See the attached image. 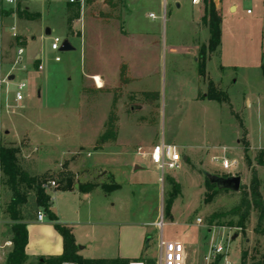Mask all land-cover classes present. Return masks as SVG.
I'll list each match as a JSON object with an SVG mask.
<instances>
[{
  "label": "rangeland",
  "instance_id": "obj_1",
  "mask_svg": "<svg viewBox=\"0 0 264 264\" xmlns=\"http://www.w3.org/2000/svg\"><path fill=\"white\" fill-rule=\"evenodd\" d=\"M175 1L86 0L84 5H80L69 4V0H26L16 12L8 16L17 19L22 28L23 35L18 38L17 47H14V50L18 47H28L32 42L31 37L35 36L36 44L30 52L34 54L43 49L42 62L45 69L41 74L46 79H50L51 86L56 84L65 86V77L70 75L74 81L72 86H75L78 76L82 72L79 52H60L57 55L61 57V62H55L56 53L50 49V38L59 36L65 40H82L86 17L102 23L103 33L106 37H115L125 29L124 18L130 9L134 14L133 19L137 18L141 21L137 23L138 27H149L151 32H154L158 37V44L161 45L160 55L157 60L155 58L160 75H156V78L151 80L150 86L153 89L159 85L162 88L163 85L168 87L169 79L166 74L170 65L168 47L171 45L183 47L184 54H189L191 47L196 45L192 27L190 29L187 24V9L184 6L183 10L177 11ZM228 1L222 10L220 64L230 67L227 69L225 78L230 80L232 85L226 92L218 82H212L213 91H209V87L207 91V94L220 95L222 93L223 97L227 98L226 103L205 109L203 111L206 117L205 121L196 116L194 107L176 108V105L168 99L160 111L156 108L153 110V113L147 118L148 125L139 126L137 124L138 119L144 116V113L131 114V123L129 122L131 132L137 131L136 133L147 138H161L166 135L172 138L176 137L185 143L193 142L192 145L197 148L195 158L191 163H186L183 160L175 170H167L164 175L160 171H147L138 175L126 171L120 174L118 181L122 188L115 196L116 206L113 211L116 222L109 232L98 230L99 236H92L88 240L97 249L96 259L123 257L129 260L143 258L146 259V262L154 261L159 253L161 236L166 241H179L186 246L187 264H224L223 257H218L216 261L213 258L214 247L219 244L228 247V261L231 264H241L243 253L246 254L247 264L257 263L264 257V234H258L256 231L257 212H251L245 230L237 227L239 222L237 217H223L222 215L238 205L241 191L224 190L223 195L215 198L212 202H206V196L215 192L214 189L208 187L206 173L220 177H230L225 174L234 173L235 176H240L244 183H247H242V185H250L252 171L244 150L247 146L249 147L247 155L251 160L252 168L257 172L260 191L264 197V167L257 163L258 156L264 158V153L259 154L262 150L260 148H264V76L262 73L264 4L262 1L255 3L245 0ZM164 2H166L165 5ZM231 4L238 6L237 13H229L228 6ZM249 7L254 10L253 15L246 14V9ZM164 10L165 21L163 19ZM150 13L158 15L160 18L150 19L147 17ZM47 28L53 30L51 36H47L45 33ZM198 45L199 52H201L203 43ZM218 54V48L213 53H208V58L212 57L208 70L211 79L215 81L220 76ZM71 56L76 57L73 64L70 61ZM10 59L5 62L8 65L6 66L8 72L12 71L14 63V59ZM182 60H176L175 66L180 67L184 61ZM183 64L181 67H185L187 75L184 78L180 75L175 79V85L179 86L175 89L177 96H188L189 93L187 90L185 92L183 86L193 85V63L184 61ZM186 65L191 66L190 69H186ZM24 66L26 70L29 68L28 73H33L38 68L32 58L26 59L19 68L23 69ZM209 73L206 69L207 76ZM208 78H205L207 83ZM211 79L209 78L210 81ZM235 80H237L236 83H234ZM145 84L148 83L145 82ZM142 102L146 103V99H142ZM1 110L5 109L0 105ZM165 111L166 115H164ZM5 113L22 119L27 116L28 111L14 110ZM59 129L62 131L63 126ZM72 132L69 131V134ZM70 138L73 137H68V139ZM0 140L6 147L14 145L7 138L4 130H0ZM28 142L29 140L25 138L21 142V148L26 147ZM72 143L74 142L72 141ZM206 143L211 144L207 146L208 150L204 148ZM223 147L227 148L225 157L234 165V169H236L234 172L225 171L221 161L214 160V157L222 158L224 156ZM180 151L182 154H187V150L180 149ZM44 165H42L43 169L46 168ZM63 169L66 171L67 167ZM64 174L66 173L46 175L47 179L56 182V187L49 190L58 188ZM84 175L82 173L73 175L75 186H91L92 188L87 191L91 192L95 190V186L101 185L96 178V173H92V178H87ZM2 177L4 185L10 189L8 178L4 174ZM171 180L179 185L180 194L169 206L170 196L173 192L170 185ZM138 181H144L146 186L141 187L134 184ZM19 188L28 199L30 198V202L22 207L23 215L36 216L42 210L36 205V189H30L22 183ZM80 191L85 192L84 189ZM199 219L202 220V223L197 222ZM161 221L164 223L163 230L157 227ZM8 228L6 227V233H9ZM149 239L150 241L145 247V243ZM23 264H38V261L28 263L26 260ZM113 264L123 263L119 261Z\"/></svg>",
  "mask_w": 264,
  "mask_h": 264
},
{
  "label": "crops",
  "instance_id": "obj_2",
  "mask_svg": "<svg viewBox=\"0 0 264 264\" xmlns=\"http://www.w3.org/2000/svg\"><path fill=\"white\" fill-rule=\"evenodd\" d=\"M227 2L229 1H225L223 8ZM165 4L166 2H164ZM175 5L177 11L183 10L184 6L187 9V24L190 29L192 27L196 45L191 47L189 54H184L183 47H174L173 45L168 47L170 65L166 74L169 84L168 87L163 85L162 88L159 85L154 89L150 84L156 75H160L155 58L157 60L160 55L161 45L158 44V37L154 32H151L149 27H141L142 29L138 27L137 23L141 21L137 18L133 19L134 14L130 9L124 18L125 29L115 37H106L103 33V24L86 17L84 38L82 40L64 39L73 46L74 50L71 53L79 52L82 72L78 76L75 86H72L74 81L70 75L65 77V86L61 84L51 86L50 79H46L41 74L44 70L42 72L34 70L33 73H28L29 68L26 70L24 66L23 69L17 68L8 72L6 70L8 65L5 62L13 58L19 48L14 50V47H17V40L23 34L17 19L5 17L1 21L0 73L3 75L11 73V76H14L12 89L19 82H26L28 85L27 96L17 109L28 111L27 116L17 119L6 114V110L0 111V130H4L7 138L14 144L8 147L19 150L17 154L19 166L30 178L62 173L63 168L67 167V172L73 175L82 173L87 178H92V173H96V178L101 183V185L95 186V190L91 192H81L79 185L75 186L76 189L72 192L47 191L51 197V212L57 216L59 223L72 229L75 242L79 246L78 254L84 259L101 260L95 258L97 249L88 240L92 236H99L98 230L109 232L116 222L113 217L116 206L114 200H116L117 192L122 188L118 181L121 173L129 171L138 175L147 171H159L150 159L152 148L159 143L176 146L179 150H187V154L181 153L186 163H191L195 158L197 148L192 145L193 142L185 143L176 137L172 138L166 135L161 138H147L136 133L137 131L131 132L129 126L131 114L144 113V116L138 119L137 124L139 126L148 125L147 118L153 113V110L156 108L160 111L168 99L176 105V108L194 107L196 116L205 121L206 117L203 112L205 109L226 103L207 98L208 83L199 74L198 44L203 43V46H207L209 42V30L202 22L205 11L192 6L191 0L186 2L176 0ZM236 7H238L236 4L229 5V13H237ZM147 17L153 20L160 18L154 13L148 14ZM132 19L133 22H131ZM163 19L165 21V10ZM47 29L45 30L47 31ZM52 32L53 30H51V34ZM14 34H17V37ZM31 39L32 42L25 48L26 59L32 58L37 65H43V49L37 53H31L30 50H33L36 44L35 36H32ZM218 49L220 76L217 81L210 77L208 68L212 60L211 57L208 58L206 64L207 73H209L207 78L209 77L212 82H218L227 92L232 85V82L225 78L227 69L230 67L220 64L221 45ZM75 58V56H71L72 64ZM178 59L193 63V85L183 86L185 92L187 90L189 93L188 96L176 95L175 89L179 86L175 85V79L180 75L183 78L187 75L185 67L182 68L183 60L182 67L175 66ZM32 66H34L33 63ZM186 66V69L191 67ZM95 78L98 80V84L95 83ZM236 82L237 80L234 81V83ZM142 99H146V103L142 102ZM11 103L14 105L13 101ZM113 115L116 117V130L112 134L109 133L108 126ZM164 115H166V111ZM56 126L57 129L63 126V130H57ZM69 131H73L72 134H69ZM70 136L73 138L68 139ZM104 136L107 138L101 142ZM25 138L29 140L28 145L21 148V142ZM206 144L204 148L208 150L207 146L211 144ZM222 150L225 156L227 148L223 147ZM216 158L219 159V157H214V160ZM43 164L46 165L44 169ZM230 171L234 172L236 169L233 168ZM225 175L235 176L234 173ZM2 176L0 170V264H6L7 258L13 250L11 242L13 222L7 212L13 199V192L7 185H4ZM241 183L247 184L242 181V178ZM134 184L141 187L146 186L144 181ZM115 186L117 189H114ZM28 202H30V198ZM21 217L28 230V245L26 247L28 263L43 262L63 255V238L47 215L43 222L38 221L37 215L24 216L21 213ZM6 227H9V233H6ZM145 247H147V241ZM119 259L129 260L123 257Z\"/></svg>",
  "mask_w": 264,
  "mask_h": 264
},
{
  "label": "trees",
  "instance_id": "obj_3",
  "mask_svg": "<svg viewBox=\"0 0 264 264\" xmlns=\"http://www.w3.org/2000/svg\"><path fill=\"white\" fill-rule=\"evenodd\" d=\"M20 8V7H19ZM26 12V10H25ZM13 12H3L1 14L2 18L8 17ZM203 24L209 30V42L207 46H202L200 56H199V74L203 78H207L206 75V64L208 60V53H213L221 45V25L222 17L213 7L208 8L205 11L204 17L202 18ZM264 58V56H263ZM262 73L264 76V62L262 63ZM209 91H213V83L208 79ZM222 93L219 94H208L207 98L210 100H215L218 102H226L227 98H222ZM241 125L242 124V121ZM116 130V117L113 115L110 119L108 131L109 133H114ZM106 136L101 139V142L106 140ZM246 153V158L248 161L249 168L252 171V180L249 186L241 185V199L236 207H234L229 212H226L223 215L230 217H237L239 219L238 228L245 230L248 224L250 215L252 211L257 212V233L264 234V197L260 191V181L255 169L252 168L251 160L248 157L249 147L244 148ZM19 150L15 148L6 147L1 143L0 140V170L8 178V184L11 191L13 192V199L7 209V212L10 215V218L13 222L12 226V244L13 250L9 254L6 264H23L27 260L26 247L28 245V230L27 225L22 222V207L27 204L28 198L20 191V184H25L30 189H36V205L38 208H41L47 215L48 219L54 223L55 229L60 233L63 238L64 243V253L61 257L52 258L49 260H44L43 262L39 261L38 264H113L116 262H122L123 264H129L131 261L126 259H116V260H87L81 257L79 253V246L75 242V237L73 235L72 229L66 225L59 223L57 216L51 212V197L47 194L46 190L42 187L49 179L46 176L40 178H30L26 172H24L17 160V154ZM264 153L262 149L259 154ZM257 163L259 166L264 167V158L258 156ZM64 175L61 184L58 185L56 191L60 192H72L75 190V184L73 181V174L67 171H63ZM208 187L214 189L213 194L206 196V202H212L215 198L223 195L225 192L217 189V186L211 184L208 179H206ZM170 185L173 188V192L170 196L169 206L172 204L175 198L180 194V187L174 181L171 180ZM92 187L79 186V190L85 192L89 191ZM117 189V186L114 187ZM219 216V215H217ZM246 263V254H242V263ZM254 264H264V257L261 261Z\"/></svg>",
  "mask_w": 264,
  "mask_h": 264
},
{
  "label": "built area",
  "instance_id": "obj_4",
  "mask_svg": "<svg viewBox=\"0 0 264 264\" xmlns=\"http://www.w3.org/2000/svg\"><path fill=\"white\" fill-rule=\"evenodd\" d=\"M26 0H0V29H1V14L3 12H16L19 7H21L22 3ZM49 1V0H43ZM228 0H191V4L194 7H198L206 11L208 8L213 7L218 13H222L223 4ZM250 3H255L256 1H262L264 4V0H245ZM86 0H69V4H80L84 5ZM235 9L238 10V7ZM247 15H253L254 10L252 8L246 9ZM154 18L153 15H151ZM17 37V34H14ZM65 40L59 36L51 37V45L50 49L52 52L59 54L61 52L62 44ZM14 63L12 70L17 69L22 66V64L26 60V50L25 48H18L13 56ZM56 62H61V57L56 55ZM44 70V66L42 64L38 65L37 71L42 72ZM11 73L3 75L0 73V105L7 111L11 112L17 110L19 105L25 100L27 96L28 85L26 82H19L14 85V89L12 86L14 84V80H10ZM95 83L98 84V80L94 79ZM14 102L12 105L11 102ZM264 130V125H263ZM151 162L156 168L164 173L167 170H175L179 164L183 161V156L178 147L173 145H167L165 143H159L152 148L150 152ZM216 161H221L222 167L225 171H230L234 168V165L228 161V159L223 156L222 158H216ZM45 190H49L56 187V182L54 180H48L42 186ZM46 218V215L43 211H39L37 214V219L39 222H43ZM198 223H202V220H197ZM157 227L163 230L164 223L163 221L157 224ZM228 247H224L222 244H219L214 247V261L218 257H223L224 264H231L228 261ZM188 256L186 246L179 241H166L163 236H161L159 241V253L154 261L146 259L138 258L132 260L129 264H187ZM213 261V262H214ZM69 264V263H65Z\"/></svg>",
  "mask_w": 264,
  "mask_h": 264
},
{
  "label": "water",
  "instance_id": "obj_5",
  "mask_svg": "<svg viewBox=\"0 0 264 264\" xmlns=\"http://www.w3.org/2000/svg\"><path fill=\"white\" fill-rule=\"evenodd\" d=\"M47 35H51V30L47 29ZM74 48L71 46L69 41H64L61 47V52H71ZM10 80H14V76L10 77ZM206 179L210 181L211 184L217 186V189L220 191H232V192H239L241 189V177L240 176H230V177H218L211 174L206 173ZM150 239L147 240V245Z\"/></svg>",
  "mask_w": 264,
  "mask_h": 264
}]
</instances>
